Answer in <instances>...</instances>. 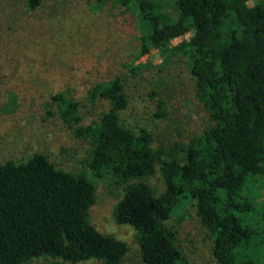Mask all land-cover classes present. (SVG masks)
Instances as JSON below:
<instances>
[{
	"label": "trees",
	"instance_id": "1",
	"mask_svg": "<svg viewBox=\"0 0 264 264\" xmlns=\"http://www.w3.org/2000/svg\"><path fill=\"white\" fill-rule=\"evenodd\" d=\"M98 7L107 0H93ZM132 6L139 27L138 56L157 49L187 57L196 97L211 124L183 146V158L161 157L146 129L120 121L127 98L119 77L97 81L88 98L108 101L98 119L82 125L79 103L66 91L51 94L58 117L90 144L96 177L125 183L114 220L137 231L144 264H189L167 219L183 200L194 203L212 235L219 264H264V201L254 183L264 178V2L249 0H112ZM41 0H28V8ZM192 31L188 40L172 38ZM160 170L165 190L156 195L143 180ZM179 178V183L175 182ZM94 184L79 172L57 168L39 152L0 163V264L36 257L55 264L97 259L121 264L127 244L89 221ZM257 219L251 222L250 214Z\"/></svg>",
	"mask_w": 264,
	"mask_h": 264
},
{
	"label": "rangeland",
	"instance_id": "2",
	"mask_svg": "<svg viewBox=\"0 0 264 264\" xmlns=\"http://www.w3.org/2000/svg\"><path fill=\"white\" fill-rule=\"evenodd\" d=\"M257 1L249 0L252 5ZM139 27L132 6L112 0L98 7L93 0H0V163L25 161L44 154L57 168L86 174L94 184L95 201L90 223L101 233L127 244L121 264H144L136 229L114 220L113 209L125 183L114 176L93 175L88 166L90 144L62 121L51 94L66 91L79 103L80 124L98 119L108 101H90L88 89L97 81L119 77L127 98L120 121L134 132L151 133V146L161 157L183 158V146L210 124L203 103L196 97L195 77L187 57L163 56L157 49L138 56ZM192 31L172 38L170 46L188 40ZM160 195L165 182L160 162L144 177ZM180 179L175 178L179 183ZM256 201H264V178L254 183ZM251 222L257 219L250 214ZM189 264H219L212 253V235L202 225L194 203L183 200L167 219ZM51 257H36L26 264H55ZM67 264H103L90 259Z\"/></svg>",
	"mask_w": 264,
	"mask_h": 264
}]
</instances>
